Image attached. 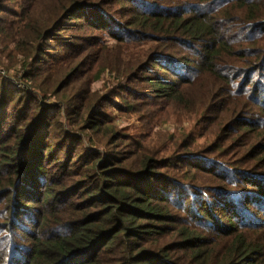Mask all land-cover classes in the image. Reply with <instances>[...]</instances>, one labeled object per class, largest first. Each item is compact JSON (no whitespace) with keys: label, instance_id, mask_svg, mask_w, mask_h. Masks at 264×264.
Returning <instances> with one entry per match:
<instances>
[{"label":"trees","instance_id":"trees-1","mask_svg":"<svg viewBox=\"0 0 264 264\" xmlns=\"http://www.w3.org/2000/svg\"><path fill=\"white\" fill-rule=\"evenodd\" d=\"M0 62V264H264V0H0Z\"/></svg>","mask_w":264,"mask_h":264},{"label":"rangeland","instance_id":"rangeland-1","mask_svg":"<svg viewBox=\"0 0 264 264\" xmlns=\"http://www.w3.org/2000/svg\"><path fill=\"white\" fill-rule=\"evenodd\" d=\"M108 44L111 46V45H114L115 42L111 40L110 38H108ZM139 49L142 50L143 48H139ZM0 69H3L4 71L9 73V78L13 86L15 87L17 86L16 88H19V86H21L18 83L15 85L13 82V79L17 78L16 67L15 68L12 67V69H8L4 66L3 63L0 62ZM1 75H3V73H1ZM110 77H111V74L109 73L105 74V78H110ZM207 81L208 80L199 81L195 83V85L190 89L189 92H194L195 90L198 91V95H196L198 98L195 102H198L201 96V90L199 88L200 84H203V82H207ZM24 87L25 86H23L22 88ZM95 87L100 88L102 87V84H97ZM145 88H148V87H145ZM157 101L158 100L154 101L153 104H155ZM52 102H53L52 100H47L45 103L49 104ZM243 104L246 105V102H243ZM168 105L169 103H167L166 101L162 102L161 108L163 109V111L161 112V114L154 115L152 118L148 117V119H151L150 124L148 126H145L144 124L143 113L145 111L155 112V111H152L153 109L147 108L145 111H142V113H140L139 115H135L137 113H134V112H128L127 114L129 116H125L124 114H121L119 111L114 110V109L113 111L107 110V112L112 115L111 119L115 118L114 125L116 124V126H118V128L121 129L122 134L125 135L132 142H135L137 144L146 145L148 142L154 140L156 138V135L158 134L157 131L161 130L159 132L163 131L168 135L174 134L177 137L182 136L183 139L184 137H187L188 135H192L193 140L189 139L188 142H193L198 148L204 147L207 149V148H210V146L214 147L215 143H214L213 137L207 140L201 137L199 124L197 122V119L194 118L193 116V113L195 112L194 106L192 105L188 106L189 109L186 112L184 109H181V107H175V106L171 107ZM166 112L171 113V115L177 113L179 117L181 118L177 119L178 117L171 116V119H170V117L164 116ZM138 116H143V117L142 119H140L138 118ZM241 135L243 138H241L238 144H236L237 146L236 147L237 149L235 151L236 154L239 151L240 146L243 143L248 142L250 140L249 134L242 133ZM82 136H84L86 140H90V141L95 140L91 132H85L82 134ZM184 152L186 151L185 150L181 151V153H184ZM228 152H231V151L228 150ZM251 212L252 213L250 214L256 217L258 216L264 220V214L262 213L259 214L253 205H251Z\"/></svg>","mask_w":264,"mask_h":264}]
</instances>
